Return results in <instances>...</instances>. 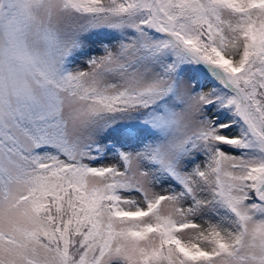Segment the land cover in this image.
Listing matches in <instances>:
<instances>
[{"label":"snow or ice","instance_id":"6c2138e0","mask_svg":"<svg viewBox=\"0 0 264 264\" xmlns=\"http://www.w3.org/2000/svg\"><path fill=\"white\" fill-rule=\"evenodd\" d=\"M0 264H264V0H0Z\"/></svg>","mask_w":264,"mask_h":264}]
</instances>
